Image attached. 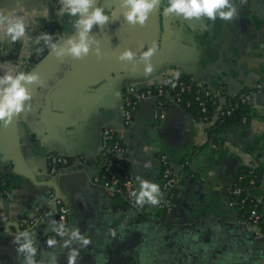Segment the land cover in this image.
Returning <instances> with one entry per match:
<instances>
[{"label": "crops", "instance_id": "0c3cea01", "mask_svg": "<svg viewBox=\"0 0 264 264\" xmlns=\"http://www.w3.org/2000/svg\"><path fill=\"white\" fill-rule=\"evenodd\" d=\"M231 2L236 16L213 21L165 16L168 0H162L144 27H132L119 0L99 1L110 23L103 30L94 25L90 35L99 41L102 58L93 51L80 60L70 56L31 93L32 111L0 128V177L9 182L7 195L0 198V226L19 225V232L10 226L0 229V264H24V254L13 243L24 231L34 238L37 264H67L69 249L63 245L73 229L90 241L87 246L72 241L70 247L79 251L76 264H262L264 241L254 237L231 191L238 173L259 170L251 195L264 212V0ZM62 8L60 0H0V11L21 16L26 24L25 36L16 41L0 32V76L27 73L52 50V43L68 39L66 28L77 17L61 15ZM153 42L160 51L145 76L139 53ZM124 50L136 52L137 60L118 61ZM171 72L203 89L252 94L249 121L212 135L208 130L216 119H196L171 106L159 122L153 117L154 101L145 100L125 127L119 110L123 90L153 87ZM106 128L122 137L137 195L144 179L159 185V202L165 199L160 156L177 176L192 174V181L180 180L175 187L170 211L149 202L137 210L92 184ZM50 154L72 160L64 168L66 179L58 183L70 209L63 237L53 231L60 225L57 209L50 202L51 189L42 185ZM92 160L94 166L83 174L81 165ZM49 239L57 243L49 247Z\"/></svg>", "mask_w": 264, "mask_h": 264}, {"label": "clouds", "instance_id": "9594fccd", "mask_svg": "<svg viewBox=\"0 0 264 264\" xmlns=\"http://www.w3.org/2000/svg\"><path fill=\"white\" fill-rule=\"evenodd\" d=\"M243 2V0H242ZM63 5L61 15L67 13L69 16L77 17L75 20L74 35L63 42V46L56 43L51 44L55 57L62 60L65 56H71L75 60L87 57L93 51L97 59L102 58L99 41L91 36L93 26L105 29L110 23V16L105 14L102 7L97 6V0H60ZM162 0H119L122 15L126 22L132 27H144L150 14L156 11ZM182 16L184 19H200L206 17L215 20L217 16L221 20H232L237 14V8L231 0H168V6L164 8V15ZM114 21V18H111ZM25 19L21 16L9 13L5 15L0 11V32L16 41L25 36ZM46 41H50V36H45ZM160 51L156 42L147 51L139 53V62L144 64L143 74L148 76L153 71L151 58ZM121 63H133L137 60V53L132 50H124L117 57ZM32 86H43V82L38 73L19 72L15 75L6 73L0 76V128H7L11 125L14 117L22 112L32 111ZM159 185L147 180H139V194L136 196V203L143 205L149 202L152 205L159 203ZM55 225V221L52 222ZM58 235L64 236L66 229L63 224L58 228H53ZM115 235V233H113ZM78 241L82 246H87L90 241L80 235L78 229H73L70 238L64 241V247L68 248L67 264H76L79 256L77 249L71 248L72 241ZM14 244L18 254H24V264H37L35 260L36 248L33 246L34 238L28 231L20 232L14 237ZM57 243L54 239H49V247Z\"/></svg>", "mask_w": 264, "mask_h": 264}, {"label": "built area", "instance_id": "2783aa9c", "mask_svg": "<svg viewBox=\"0 0 264 264\" xmlns=\"http://www.w3.org/2000/svg\"><path fill=\"white\" fill-rule=\"evenodd\" d=\"M2 47H0V53ZM193 92L195 94V101L198 103L201 114H205L207 110L206 101L211 100L212 105H217V100L225 101V110L221 107L215 108L212 118L219 119L223 115L229 116L233 107L238 103H248L252 105L253 95L250 93L232 95L227 94L223 88H217L215 90L203 89L200 84L181 77L176 72H171L163 76L161 81L153 87H140L129 86L123 90L122 101L120 107V114L122 116L123 125L128 127L131 125L133 115L139 106V104L145 100L154 101V113L153 117L157 121H162L165 118V112L167 108L175 106L181 109H187L190 107V101L185 100L184 96ZM233 98L236 101L233 102ZM206 120V118L201 119ZM248 118L243 117L242 123H247ZM49 163V175L54 176L58 172L67 166L71 165L72 160L70 157L62 154H50L47 157ZM160 162L162 166L161 172V190L163 193H170L180 182V176H177L171 170L168 161L165 156H160ZM99 170L91 177V182L103 189L105 194L111 198H119L128 205L134 206L137 210H141L143 205L136 203L134 181L129 172H127V161L122 146V137L118 135L112 129H103L99 138V157L98 162ZM97 165V166H98ZM119 170V173H115ZM254 171L255 169H250ZM238 181L235 179V183L232 187V195L235 198H240V204H244L247 197H242L244 190L238 186ZM256 178L253 176L249 180L250 185H254ZM7 195V189L0 191V198ZM236 203V202H235ZM172 196L166 195L163 201L156 204V207L165 211L172 209ZM57 207V218L60 224H63L67 230L69 224L70 209L67 201L63 196H59L55 200ZM250 211L245 219L246 224L249 226L254 237H257L264 241V232L260 228V213L258 211V205L253 203L250 207ZM33 221H31V224Z\"/></svg>", "mask_w": 264, "mask_h": 264}, {"label": "trees", "instance_id": "16d2710c", "mask_svg": "<svg viewBox=\"0 0 264 264\" xmlns=\"http://www.w3.org/2000/svg\"><path fill=\"white\" fill-rule=\"evenodd\" d=\"M185 100L190 101L191 105L190 107L187 109V111L196 119H204L206 118V121H211L212 120V115L214 113L215 108L221 107L222 110H225V101H227V98L224 102H221L219 100H217V105H212L211 104V100L207 99V110L205 114H201L200 112V108L198 106V103L195 101V94L193 92H191L190 94H187L186 96H184ZM236 101V98H233V102ZM251 112H252V105L248 104V103H238L235 107H233L231 114L229 116L223 115L222 117H220L219 119L215 120V122L213 123V125H211V127H209V133H211L212 135H219L221 133H223L225 131V129L231 125H236V124H240L242 123V118L246 117L248 118V121L250 119L251 116ZM115 173H119V170L115 171ZM256 178V182L255 184L252 186L249 184V180L252 177ZM181 178V182H187V181H192L193 180V176L191 173H186L183 176H180ZM261 178V172L257 169H255L254 171H251L250 169H245V171H243L242 173H238L237 177H236V181H238V186H240L244 192L242 194V197H247V199L245 200L244 204H240V198H235V202L236 205L240 208V211L243 214V218L247 219V215L250 211V207L252 206L253 203L257 204L256 201L253 199L251 193L252 191L255 189V187L257 186V183L259 181V179ZM9 187V182L5 177H0V191L4 190V189H8ZM170 196H172V203L175 202V188L171 190V192L169 193ZM258 205V204H257ZM258 211L260 213V228L261 231L264 232V212L261 210L260 206L258 205Z\"/></svg>", "mask_w": 264, "mask_h": 264}, {"label": "water", "instance_id": "95a60500", "mask_svg": "<svg viewBox=\"0 0 264 264\" xmlns=\"http://www.w3.org/2000/svg\"><path fill=\"white\" fill-rule=\"evenodd\" d=\"M99 1L97 0V6L99 5ZM187 30V29H186ZM66 32L69 35L68 39L72 38V36L74 35V27H67L66 28ZM60 46H63V43L60 44ZM70 56H65L62 60H59L55 57V55L53 54V51L51 50L50 52H48L41 60L34 62V66L31 68L30 71H28V74L31 73H38L41 77L42 82L45 81V79L47 77H49V75L65 60H67ZM17 59V58H16ZM15 59V60H16ZM23 59H28V57H24ZM31 60V59H30ZM41 86H32L30 91L31 93L35 92L37 89H39ZM120 110V109H119ZM119 135V133H117ZM80 164V163H79ZM95 163L92 162L88 163L87 165H81L82 168V172L84 174V172L86 170H88V172H90V167L94 166ZM98 165V164H97ZM65 171L67 170H60L58 172V174L54 175V176H50L49 172L47 174V178L46 180L42 183L43 186H48L51 190L49 191V196L51 197L50 202L53 203L55 205V200L56 198H58L60 196V187H59V181H64L65 178ZM93 176V175H92ZM169 194V193H167ZM165 194V198L166 195ZM174 204V203H173ZM172 204V205H173ZM56 207V205H55ZM173 208V206H172ZM57 209V207H56ZM13 227L16 229L17 232H19V225L17 223H7L5 225H1L0 229H4L6 227ZM264 248H262V253L259 256L258 262H262V264H264V258H263V253ZM262 258V259H261Z\"/></svg>", "mask_w": 264, "mask_h": 264}]
</instances>
